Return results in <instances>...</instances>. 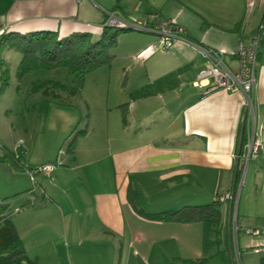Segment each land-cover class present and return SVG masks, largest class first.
Segmentation results:
<instances>
[{
    "label": "crops",
    "instance_id": "obj_1",
    "mask_svg": "<svg viewBox=\"0 0 264 264\" xmlns=\"http://www.w3.org/2000/svg\"><path fill=\"white\" fill-rule=\"evenodd\" d=\"M102 1L0 0V34L51 32L62 39L73 33H88L96 39L107 13L115 12L98 4ZM253 1L251 10L246 8L244 12L246 0H146L144 11L138 17L148 16L151 11L162 19L174 20L184 30L186 41H176L169 50L149 53L147 50L155 43V35L138 32L147 39L140 43L136 55L130 57L135 62L129 70L134 71L132 75L127 74L126 81L137 77L140 68L144 71L147 68L148 77L145 76L137 92L146 93L143 96L149 98L154 91L161 99H170L158 109L164 107L173 120L161 139L152 137L150 130L141 124L146 114L142 110L151 103L141 99L130 103L127 111L130 124L125 121L116 126L114 119L106 117L94 140L91 133L84 131L81 139L84 147L77 144L70 161L61 167L55 166L53 180L47 182L46 189L36 184L42 198L47 200L26 207L25 212H17L13 218L10 216L26 256L23 236L34 230L36 237L31 244L40 240L35 246L36 253L32 254L35 261L27 256L30 261L43 264V257L38 253L40 245H46L47 258L56 250L49 237L56 234L49 224L60 219L64 224L63 251L86 253L78 264H158L160 256L178 258L175 251L183 243L182 226L200 224L211 228L208 226L221 222V212L218 224L145 219L137 212L142 210L138 206L140 191L149 188V183L163 191H168V183L175 188L187 186L193 194V205L209 204L214 201V194L232 192L235 195L243 167L246 168L242 191L245 195L242 198L241 194L237 215L232 204L226 202L224 223L228 246L232 250L230 219L234 213L239 231L247 237L244 249L248 250L251 243L264 246L261 235L264 234V150L246 163L245 146L252 129L245 121L241 93L223 90L205 93L212 79H199L208 69L205 51L209 49L224 52V64L236 69V61L229 54L239 43H249L255 37L264 12V0ZM118 11L123 14L125 10ZM255 74L254 131L264 145V41L258 45ZM143 88L148 89L142 92ZM179 120L184 139L181 144H174L176 139L172 138L177 133L173 127ZM51 161L53 158L47 157L33 165ZM129 189L135 192L134 204L128 199ZM180 204L174 200L169 206L142 211L171 212L179 209ZM246 230L258 231V236H250ZM197 243L193 236L194 251ZM215 256L193 253L197 264H209ZM247 264H264V258L256 262L248 260Z\"/></svg>",
    "mask_w": 264,
    "mask_h": 264
},
{
    "label": "rangeland",
    "instance_id": "obj_2",
    "mask_svg": "<svg viewBox=\"0 0 264 264\" xmlns=\"http://www.w3.org/2000/svg\"><path fill=\"white\" fill-rule=\"evenodd\" d=\"M98 4L108 8V10L115 9L116 13H120L124 18L137 19L140 15L139 12L144 11L143 6H146V0H103L102 3ZM246 4L247 7L244 5V12L246 8L251 10L254 1L246 0ZM118 9L125 11L122 14ZM152 13L151 11L148 12V14ZM145 36L131 30L120 32L117 36V45L112 51L114 55L112 62L87 73L83 78V83H80L77 78L69 76L65 71L56 72L42 68L32 70L19 79L17 72L22 54L12 50L4 53L8 78L7 85L3 89H1L0 78V205L7 206L6 214L12 215L13 218L17 212L22 210L25 212L26 207L47 200L42 198L36 184L40 183L42 188L46 189L47 182L51 183L53 176L47 178L36 175L32 181L25 170L33 171L38 167V165L33 164L47 157L53 158L51 164L56 167H61L62 164L66 165L72 157L67 150L69 144L73 143L74 147L77 144L84 147V142L81 140L84 131L91 133V138L94 140L99 134L100 124L106 123V117L111 120L114 119L116 126L122 122L124 124L125 121H129L130 124V120L127 118L130 103L135 104L137 100L141 99L142 102L147 100L151 103L149 108L142 110L146 114L141 124L150 130L152 137L162 138L163 131L171 124L173 118L168 116V110L166 111L164 107L158 109V106H162L163 102L167 103L170 99H161L158 97L161 95L154 91L150 92V97L149 94L147 95L149 98L143 96L146 93L137 92L140 90V85L148 77L147 68L145 71L140 68L137 77L131 76L132 78L129 77L128 83L126 81L127 74L134 71L129 70L135 62L130 57L136 55L135 52L140 48V43L147 39ZM138 67V65L135 66L136 69H139ZM149 77L151 79V76ZM57 84L62 88H58ZM146 89L148 88H143L141 91L145 92ZM110 113L109 117L108 114ZM134 125L136 126V124ZM139 129L140 126L137 130ZM173 129L177 133V137L172 138L173 140L176 139L173 143L181 144L184 139L181 120L176 122ZM8 153L19 161L20 169L13 165ZM245 172L246 168L243 167L235 188L233 212L235 211L236 215L241 194L242 198L245 195L242 192ZM167 186L168 191H163L162 188H157V185L153 186L152 183H149V188L140 191L139 208L146 212L149 209L157 210L161 206H169L174 200L181 202L177 208L203 206L193 205V194L188 192L187 186L175 188L169 183ZM31 193L32 195H30ZM221 194L223 192L219 193V195ZM213 197L215 200L217 195L214 194ZM171 200L173 202H169ZM21 202L24 205L21 206ZM226 202H223L225 204L220 203L222 218L218 225H209L208 227L211 228L200 224L182 226L183 243L180 250L175 251L179 257L165 259L160 258V256L158 264H197L193 259V253L216 254L209 264H237L234 256V243L232 250L228 246L224 223ZM49 225L56 234L49 236L53 240L56 250H53L50 258H47L46 245H40L38 253L40 252L39 254L43 257L42 263L78 264L79 259L86 253L68 254L63 251V221L60 219L58 222ZM41 226L43 225L39 227ZM238 226L240 228L239 224ZM37 230L36 232L40 233ZM261 235L264 238V234ZM193 236L198 241L196 251L193 250ZM34 237H36L34 230L28 236H23L27 256L31 260L34 258L32 254L36 253L34 251L36 250L35 246H38L40 242L39 240L38 243L32 245ZM246 242L247 237L239 231L237 244L241 264H247L248 260L251 259L256 262V259L264 258V253L254 254L244 249ZM53 243L51 244L53 245ZM166 250L167 253H170L168 249Z\"/></svg>",
    "mask_w": 264,
    "mask_h": 264
},
{
    "label": "trees",
    "instance_id": "obj_3",
    "mask_svg": "<svg viewBox=\"0 0 264 264\" xmlns=\"http://www.w3.org/2000/svg\"><path fill=\"white\" fill-rule=\"evenodd\" d=\"M261 22H264V12H262ZM120 32H126V30L104 27L103 25L101 33L96 39L88 33H73L59 39L56 33L51 32H32L21 35L2 32L0 34L1 89L6 87L8 78L3 57L5 51H18L22 54L17 72L19 79L32 70L42 68L56 72L65 71L69 76L75 77L80 83H83V78L87 73L112 62L114 58L112 51L117 45V36ZM58 88L62 87L58 85ZM73 147V143H70L68 152L72 153ZM8 157L14 166H19V161L12 154ZM127 196L130 203H136L134 191L129 189ZM217 197L213 202L203 206H184L171 212L156 214L145 213L142 210H137V212L149 220L175 221L182 224L193 222L218 224L220 203L216 200ZM6 212L7 206L1 204L0 264H36L27 258L19 235Z\"/></svg>",
    "mask_w": 264,
    "mask_h": 264
},
{
    "label": "built area",
    "instance_id": "obj_4",
    "mask_svg": "<svg viewBox=\"0 0 264 264\" xmlns=\"http://www.w3.org/2000/svg\"><path fill=\"white\" fill-rule=\"evenodd\" d=\"M80 1V0H76ZM104 27H110L121 30H131L142 33H150L155 35V43L148 48V52L152 53L156 50H169L176 41H186L184 30L178 26L174 20H165L158 17L157 14H149L148 16L139 17L137 19L124 18L120 13L110 12L103 24ZM261 41H264V22H260L257 28V34L249 43H239L229 56L236 61V69L228 68L224 64L226 54L222 51L206 50L205 56L209 61L208 69L199 75V79L211 78L212 84L206 89L205 93H210L215 90H223L225 92L238 91L242 95V109L244 111L245 121L249 128L248 142L245 146L246 156L245 161L255 157L260 150H264V145L260 143L255 136V110L256 103L254 98V89L256 86L255 69L257 65V49ZM195 85H199L196 82ZM55 165L46 163L38 166L33 171L25 170V173L33 181L36 175L47 178L52 177ZM219 203L230 202L234 203V195L232 192L220 195L216 199ZM239 229L236 224L235 213L230 219V242L233 248L234 256L237 264L240 262V252L237 244V235ZM246 234L250 236H258V231L246 230ZM249 252L259 254L264 253V246H257L251 243L247 248Z\"/></svg>",
    "mask_w": 264,
    "mask_h": 264
}]
</instances>
